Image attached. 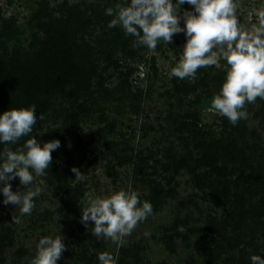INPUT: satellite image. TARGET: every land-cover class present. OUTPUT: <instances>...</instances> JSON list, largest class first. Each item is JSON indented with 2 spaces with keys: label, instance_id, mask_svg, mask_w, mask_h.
I'll use <instances>...</instances> for the list:
<instances>
[{
  "label": "trees",
  "instance_id": "1",
  "mask_svg": "<svg viewBox=\"0 0 264 264\" xmlns=\"http://www.w3.org/2000/svg\"><path fill=\"white\" fill-rule=\"evenodd\" d=\"M109 3L107 0L104 5L84 9L82 4L68 2L59 17H54L46 9L40 10L39 22L31 24L37 32L31 36L28 47L14 50L8 42L17 39V23L4 19L0 10V21L3 22L0 34V115L12 108L35 105L37 116L33 133L21 138L17 144L0 143V152L5 147L16 150L33 135L38 142L60 140L61 146L53 151L52 163L42 178L61 188L63 211L75 214L78 219L76 230L68 233L70 239H78L79 243L77 256L70 260V264H100L98 254L105 250L103 237L93 236L92 229L87 231L81 223L80 200L87 189L83 182L73 184L75 174L71 169H80L84 160L97 161L94 149L101 147H96L101 138L98 134H86L79 123L84 116L103 110V106L97 108L99 102L94 97V91L104 88L106 79L102 71L110 67L121 70L122 60L118 52L129 49L135 40V37L125 35L119 25L108 27L114 18L106 15ZM44 16L48 19L42 22ZM100 26L104 32L97 40V46L87 43L85 36ZM163 44L159 42L156 50ZM170 47L180 51L176 42ZM128 53L132 54V50ZM225 79L226 68L213 66L198 69L195 80L172 77V89L168 92L170 110L164 119L165 126L161 127L162 131H167V138L175 139L178 146L161 144L162 149L152 154L154 157L145 159L140 155L134 160L126 156L119 158L118 165L132 163L135 175H141L150 190L141 203L147 200L154 209L161 207L168 198L176 197L175 178L186 171L195 186L205 195L210 194L218 206L229 205V211L221 220L207 214L200 230L215 259L224 253L226 264H252V255L264 258V136L259 132L264 130V100L257 98L254 104H246V110L252 113V119L258 121L259 128L249 125V117L233 126L223 115L220 116L222 133L202 128L197 106L202 109L204 98L213 99ZM127 80L125 76V85H128ZM105 91L108 96L113 95L109 89ZM122 93L128 94L129 91ZM142 95L141 92L133 95L131 105L135 112H140ZM192 97L194 100L190 106L193 109L186 110V102ZM41 114L43 121L39 119ZM45 126L48 127L39 136L38 132ZM71 135L76 136V146L72 148L68 145ZM161 141L158 139L157 143ZM87 146L90 152L86 151ZM147 162L152 163L149 176L141 174ZM115 168L112 166L111 171ZM2 186L0 183V189ZM190 203L194 201L183 200L179 206L188 207ZM185 221L187 223L179 218L176 225L185 224ZM4 239L0 237V250L4 248ZM169 241L171 243V239ZM138 249L136 245L123 249L124 258L118 264H136L135 261L127 262V259H139ZM20 251L17 253L22 254ZM27 253L29 251L24 255ZM24 264H30V260ZM57 264L63 263L57 261Z\"/></svg>",
  "mask_w": 264,
  "mask_h": 264
},
{
  "label": "rangeland",
  "instance_id": "2",
  "mask_svg": "<svg viewBox=\"0 0 264 264\" xmlns=\"http://www.w3.org/2000/svg\"><path fill=\"white\" fill-rule=\"evenodd\" d=\"M106 1L0 0L3 18L17 23V39L15 38L8 44L13 50L18 47L27 48L31 36L37 32V28L31 24L39 22V12L43 9L48 10L54 17H59L64 10L65 3L82 4L85 9L92 5H104ZM109 1L108 7L115 6L117 3H126V0ZM173 2L175 3L176 0ZM262 5H264V0H239L241 22H246L249 13ZM180 8V26L184 27L183 13L184 11H194V7L185 3ZM47 19L48 17L44 16L42 22ZM251 22H255L254 12ZM2 32L3 22L0 21V34ZM103 32L104 29L101 26L97 27L90 35L85 36L86 42L97 46V40ZM186 40L184 32L175 34L172 43L176 42L180 51L176 52L174 48L170 47V44L160 41L164 43L163 47L156 50L155 54H150L147 47L134 46V42H132L129 49L118 52L119 58L122 60L121 70L110 67L102 71L104 79H106L104 88L94 91V97L98 100L97 103L99 102L97 108L103 106V110L84 116L79 123V127L86 134H98L101 138L100 143H96V147L98 145L101 147L94 149L97 161L84 160L79 169L86 176L82 182L87 192L104 196L120 189L133 190L139 192L140 200L150 193L146 181L141 175H135L132 163H124L120 166L118 162L119 158L123 159L126 156L133 157L134 160H138L140 155L145 159L148 156L154 157L156 151L162 149L161 144L165 147L178 146L175 139L167 138L168 133L162 131L161 126H165L164 119L170 110L168 92L172 89V78H169V72L171 67L178 62V55L181 56ZM128 50H132V54H129ZM177 53L179 54L177 55ZM220 64L222 68H226V61L221 60ZM125 76L128 77V85H125L123 81ZM105 89H109L113 95L108 96ZM124 91H129V93H122ZM138 92L143 94V99L140 112H135L131 100L134 99L133 95ZM193 100V97L187 100L186 110L193 109L190 106L193 104ZM64 107L67 106L64 105ZM197 108L199 109L201 127L217 134L222 133L221 114L214 111H203L198 106ZM251 114L249 113V125L259 128L258 121L252 119ZM47 127L45 126L43 131H39L38 135L41 136ZM51 127L58 126L51 125ZM259 132L264 136V130H259ZM75 137V135L69 137L70 148L76 146ZM158 139H162L159 144L157 143ZM39 143L43 146L46 142L40 141ZM86 151H91L89 146ZM151 164V162H147V166L143 168L141 174L146 176L152 174ZM112 166H116L115 171H111ZM41 179L43 178L34 174V181L30 187L40 186L43 190L39 196L34 198L35 207L31 215L21 217L22 222L19 224L13 223V216H20L19 208L12 204L5 205L3 203L5 197L2 192L4 185L0 189V237L5 238L2 243L4 248L0 250L1 264L14 262L24 264L28 260L31 261L36 254V245L39 239L48 235L64 237L63 243L66 245V250L58 260L59 263L70 264L77 256L78 239H70L68 233L76 230L78 219L75 218V214H65L63 211L64 196L60 191L61 188L55 183L48 184L46 182L41 186L39 184ZM10 183L14 192L27 190L20 184L19 178H15ZM75 183L73 180V184ZM174 184L177 192L176 197L168 198L157 209L153 208V213L139 223L131 236L125 238L124 246L117 249L111 240L103 238L104 251H109L116 256L117 264L124 258L122 250L130 249L134 245L139 247V259L129 258L127 262L135 261L136 264H226L224 253L215 259L214 254L202 238L200 230L206 222L207 214L221 220L229 211V205L218 206L210 194L205 195L195 186L193 178L186 171H182L175 178ZM183 200H193L194 203L181 208L179 202ZM179 218L187 220V223L185 221V224L176 225ZM94 226V222L89 221L85 227L88 231ZM180 226L185 229L183 232L178 230ZM83 236H86V233ZM138 241L140 243L137 244ZM18 250L23 253L18 254ZM26 251L29 253L24 255Z\"/></svg>",
  "mask_w": 264,
  "mask_h": 264
},
{
  "label": "clouds",
  "instance_id": "3",
  "mask_svg": "<svg viewBox=\"0 0 264 264\" xmlns=\"http://www.w3.org/2000/svg\"><path fill=\"white\" fill-rule=\"evenodd\" d=\"M189 4L194 11H184L185 26H180V6ZM106 15L114 18L108 27L121 26L125 35L135 37L134 46H145L150 54L156 53L160 41L171 44L175 34L184 32L187 40L183 52L171 67L169 78L195 80L200 68L221 67L226 61V79L220 92L212 99V108L226 116L235 126L247 120L246 104H254L257 98L264 100V5L254 9L246 22L239 16V0H126L109 7ZM39 119L44 120L43 114ZM37 124L36 106L12 108L0 115V143L17 144L21 138L33 133ZM61 146L60 140L40 145L33 135L25 143L12 150L5 147L0 152V183L5 205L19 208L20 216H13V223H21V217L31 215L34 198L42 187H30L37 177H44L52 163L54 150ZM74 182H82L86 176L76 167ZM19 178L26 191H13L10 181ZM39 184H45L41 179ZM81 223L94 222L92 235L111 240L117 249L124 246L126 237L132 235L140 222L153 213L152 204L141 203L140 194L120 189L108 195L98 196L85 192L80 200ZM179 231L185 229L180 226ZM61 235H48L39 239L36 254L30 264H57L66 250ZM117 257L109 251L98 254L100 264H117ZM252 264H264L260 255L251 256Z\"/></svg>",
  "mask_w": 264,
  "mask_h": 264
},
{
  "label": "water",
  "instance_id": "4",
  "mask_svg": "<svg viewBox=\"0 0 264 264\" xmlns=\"http://www.w3.org/2000/svg\"><path fill=\"white\" fill-rule=\"evenodd\" d=\"M212 99L211 98H204L202 101V110L203 111H214L217 112L215 109L212 108ZM219 113V112H217Z\"/></svg>",
  "mask_w": 264,
  "mask_h": 264
}]
</instances>
